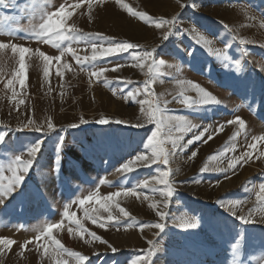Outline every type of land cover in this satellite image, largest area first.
I'll return each instance as SVG.
<instances>
[{"label": "rangeland", "instance_id": "rangeland-1", "mask_svg": "<svg viewBox=\"0 0 264 264\" xmlns=\"http://www.w3.org/2000/svg\"><path fill=\"white\" fill-rule=\"evenodd\" d=\"M120 3L152 17L171 20L178 16L169 40L163 39L169 25L157 29L154 24H144L129 16ZM120 3L117 0H0V42L25 46L32 52L43 51L53 58L61 55V51L64 53L60 62L53 59L47 79L43 76L42 59L26 57L28 67L23 87L18 83L7 86L18 69V58H12L10 49L0 54V135H4L0 165L5 162V155L29 159L28 147L37 139L43 142L20 185L24 195L17 198L14 193L10 198L13 207L0 214V240L13 241L8 246L0 244V264H56L58 258L68 259L49 254L53 245L38 231L48 223L60 226L53 228L54 239L89 256L92 264H112L113 260L116 264H132L138 256L143 264H264V222H260L258 210L252 213L255 223L242 224L216 203L217 200L240 202L237 215L248 216L257 207V194L264 184V47L261 46L264 45V0H180L179 4L176 0H120ZM182 4L188 7L182 8ZM61 7L70 13L65 18L66 26H75L80 33H99L137 43L148 51L157 48V62L163 59L165 63L150 71L152 58H149L143 69L132 67L125 53L103 58L95 68H82L67 49L83 58L92 55L90 44L69 38L57 49L34 37L44 13L54 14ZM199 35L211 40L213 50H220L230 58L225 61L208 54L207 47L194 43V37ZM241 39L248 43L240 45ZM189 47L194 49L192 56L187 55ZM237 60L241 75L235 70ZM65 63L69 65L66 69L61 67ZM118 64L124 66L113 70ZM101 69L104 71L99 79L91 75ZM178 80L198 83L221 104L184 109L173 100L181 90ZM145 81L151 95L144 92ZM130 91L132 97L128 96ZM157 99L161 105L164 100L172 101L167 105L168 114L183 116L196 126L192 131L174 134L182 136L181 143L186 144L205 127L213 136L211 140L205 136L206 143L187 145L159 170L156 165L141 167L135 161L136 155L148 154L143 143L154 128L143 119L139 101L155 103ZM147 106L146 103L144 107ZM101 116L127 124H114L107 131V126L94 123ZM237 117L245 121L244 128L227 123ZM81 118L88 123L79 125ZM29 120L33 122L31 127L38 126L40 131L24 128ZM49 121L53 124L51 130ZM137 122L145 127H131ZM73 123L79 127H68ZM220 125L223 128L217 132ZM58 137H63L59 153ZM164 147L171 150V141ZM192 151L198 154L190 160ZM245 153L247 162L229 168L230 162ZM209 156L215 158L209 160ZM129 160L134 162L133 171L124 177L117 169ZM202 166L227 171L200 174ZM169 169L173 172L175 194L169 198L166 209L168 226L157 237L158 229L141 228L140 224L160 222L149 205L156 204L165 210L161 192L167 189L154 184L155 192L142 188L135 189L136 195L124 196L123 192L145 178L159 179L160 172ZM4 174L10 175L7 171ZM101 180L106 183L101 184ZM37 191L42 198L33 195ZM93 192L97 194L95 200H87ZM116 192L121 195L110 202V211L120 219V226L107 221L108 212L96 203V200L104 202V197ZM144 196L149 199L145 200ZM81 199H85L84 205L79 203ZM66 205L68 214L74 215L85 229L80 236L74 235L79 231L77 225L64 215ZM119 208L125 209L129 216L123 217ZM85 210L90 216L98 217L96 223L85 217ZM190 217L198 218L199 227L182 231L173 226L172 218ZM101 223L105 226L101 227ZM88 233H95L100 239ZM237 237L239 243L233 250L231 245ZM85 239L89 243H84ZM149 240L155 242L157 249L151 257L147 251L152 247ZM108 245L118 251L113 253Z\"/></svg>", "mask_w": 264, "mask_h": 264}, {"label": "snow or ice", "instance_id": "snow-or-ice-1", "mask_svg": "<svg viewBox=\"0 0 264 264\" xmlns=\"http://www.w3.org/2000/svg\"><path fill=\"white\" fill-rule=\"evenodd\" d=\"M120 3V0H117ZM239 2V0H237ZM176 3H180V0H176ZM120 7L124 9L129 16L137 18L139 21H142L144 24H154L157 29H160L164 25H169L168 29L164 32L163 39L165 41L169 40L170 35H172L173 28L176 24V21L179 19L178 16H173L171 20L159 18V17H152L144 11H134L133 8L129 7L126 3H120ZM182 8L188 7V5H181ZM195 7V6H193ZM70 13L65 12V9L61 7L58 12L47 13L45 12L42 17V23L38 25V28L34 32V37L37 41L43 42L45 44H49L57 49H61V42L65 41L69 38H79L83 42L91 45L92 55L87 56L85 55L83 58L76 55V52L73 51L71 48H68L67 51L71 52L73 57H75L77 63L81 64L82 68L85 66H91L92 68L96 67V63L107 57L112 56H119L122 54L127 53L130 60L132 67H139L143 69L145 66V62L149 61V58H152L151 63H149L150 71H152L155 67L159 65H163L165 61L160 59L158 62L156 60V56L159 54L157 48H153L151 51L145 49L142 45L129 42L127 40H116L113 37H108L103 34L99 33H80L75 26H66L65 18ZM225 29H227V25H223ZM194 43L198 46L204 45L207 47L208 54L214 55L217 59L228 60L230 57L226 55L224 52L220 50H213L211 47V40L206 39L203 35H199L194 37ZM248 41L241 39L239 41L240 45H246ZM264 47V45H261ZM11 50L13 54L12 58L17 59L18 69H16L12 75L13 79H9L7 82V86L11 87L15 83H18L21 87L25 85V74L28 64L26 63V57L28 59H32L33 57L41 58L43 63V76L45 79L49 76V68L53 61L56 62L61 61V56L64 54L61 51V55H56L54 58L46 55L43 51L37 50L36 52H32V50L25 46H20L15 43H5L0 42V54H6L8 50ZM194 49L189 47L187 51L188 56H192ZM123 64H118L113 70H118L120 67H123ZM63 68H68V64L61 65ZM179 70V69H178ZM207 70V69H205ZM236 72L238 75L242 74V70L240 67V61H236ZM104 69L100 71H93L91 75L96 76L98 79L102 75ZM105 83H108L105 81ZM127 83H132L131 81H127ZM177 83L181 86L180 92L173 97V100L180 103L184 109H192L194 107H203V106H210L221 104V101L217 99L212 93L207 91L205 88L200 86L198 83H194L192 81L186 80H178ZM144 92L151 95L149 91V84L147 81L144 83ZM193 92L195 93L194 96H189L186 93ZM13 93L15 94V89L13 88ZM113 94L115 95V90H113ZM137 94L139 92L137 91ZM128 96L132 97L133 92H128ZM172 101L164 100L163 105L159 102V99L155 103L153 102H146L144 100H140L139 103L141 105L140 111L142 113L143 119L146 121L147 124L154 125V128L150 131V135L146 137V142L143 143V148L148 152L147 155L145 154H138L135 156V161L139 162V166L141 167H149L150 165H156L157 169L159 170L161 165H168L170 163V157L175 155L176 153L182 151L187 145H192L198 141L207 142L204 138L207 136V140L213 139L212 135H209V128L205 127L203 131L199 134L194 135L191 139L187 140V143H181L182 136L175 135L177 133H183L187 131H192L195 128V125L189 124V122L183 116L179 115H170L169 109L167 105ZM148 104L147 108L144 107L145 104ZM88 123L87 120L81 118L79 121V125H83ZM94 123L99 124L101 126H107V131H110L112 125H121L127 124L126 121H122L119 119L112 120L101 116L99 119L95 120ZM229 124H239L241 128L245 127V121L242 118L237 117L235 120L227 121ZM33 122L29 120V124H25L24 128L33 130V131H40L38 126L31 127ZM78 124H71L68 127L70 128H78ZM131 127H145V124L137 122L135 125H131ZM53 128V124L51 121L48 123V129L51 130ZM223 128V125H220L216 131L220 132ZM20 129H17L19 131ZM102 131H104L102 129ZM105 131V133L107 132ZM174 137V138H173ZM171 141L172 148L171 150L164 147L166 143ZM0 144H4V135H0ZM43 142L39 139L36 140L35 143L31 144L28 149V157L29 159L23 160L20 155H15L14 158H10L8 155H5V162L0 165V214L6 213L13 207V200L10 198L13 197L15 193L17 198L22 197L24 195V191L20 188V185L23 182L24 176L28 173L31 166L35 162L36 157L40 153L42 148ZM63 147V137H58V142L56 143L57 153ZM0 151H4L0 149ZM6 154V153H5ZM198 151H192L189 159H193L197 156ZM214 156H209L207 159L212 160ZM60 159L59 155H57V161ZM241 162H247V154H243L241 158L235 159L229 163V168L234 169L235 167L239 166ZM134 162L129 160L127 163L123 164L121 168L117 169V172L124 173V177H126L129 173L133 171L132 165ZM6 165V166H5ZM58 171V167L55 168ZM227 171L226 169H208L206 167H201L199 172L203 174L206 171ZM5 171L9 172V176H5ZM173 172L171 169L167 171H161L160 177L157 179L153 177L150 181L149 179L145 178L134 185L133 189H129L128 191L123 192L124 196L136 195L135 189L142 188L145 190H151L153 192L157 191L154 184L163 185L167 191L161 192V196L164 197L163 204L165 206V210H162L157 207L156 204H150L149 207L155 211V215L159 218L160 222L155 224L151 223H142L140 224L141 228L146 227H154L159 231L155 234L157 237L160 236V233L163 231L165 227H167V220L169 219V214L166 209L169 205V198H171L175 194V189L173 187V183L171 177ZM154 182V183H153ZM184 181L182 183H186ZM101 184L106 183V181L101 180ZM34 196L38 198H42L41 194L37 191L33 193ZM96 193H91L86 199L89 201L95 200ZM120 192L113 193L112 195L104 197V202H100L96 200V203L99 204V207L102 208L104 211L108 212L107 221L120 226L121 221L120 219L113 216L112 212L110 211V202H113L117 196H120ZM145 200H148V196H144ZM81 205L85 204V199L79 200ZM222 208H224L227 212L231 214V216L240 221L242 224H253L256 221L252 218V213L257 211L259 212L261 221L264 222V184L260 185V192L257 194V207L253 209L248 216L244 215H237L236 209L239 206L240 202H228L225 203L221 200L216 201ZM116 207H119L117 204ZM119 212L123 217H128L129 214L123 208H119ZM64 215L67 218L75 223L79 228V231L74 233L75 236H80L82 232L85 231L83 226L81 225L80 221L75 219L74 215H69L67 212V205L65 206ZM85 217L91 219L93 223H96L98 217L96 215H89L88 211L85 210ZM173 219V226L179 228L182 231L188 229H196L199 227L200 221L197 217H190L188 219L180 218L177 220L176 218ZM101 227L105 225L103 223L100 224ZM59 228V225H53L51 223L43 225L38 231L46 236L51 244L53 245L51 252L49 253L51 256L56 257H67L68 259L58 258L56 260V264H92L91 258L86 256L80 252L74 251L70 248L64 247V245L57 239H54L52 236L53 228ZM88 236L93 237L96 240H99L100 237L96 236L95 233H88ZM39 239V237H37ZM239 237H237L236 243L232 244L231 247L235 250L236 245L239 243ZM13 241L11 239H3L0 240V244L8 246L11 245ZM27 243V241L25 242ZM84 243H89L88 239L84 240ZM148 244L152 246L148 249V256H154L156 254L157 249L155 248V242L149 240ZM20 247L23 249L24 244H21ZM109 248L112 249V252L115 253L118 250L113 248L111 245H108ZM47 251V249H46ZM112 264H116V261L113 260ZM132 264H143L140 261L139 256L137 260H134Z\"/></svg>", "mask_w": 264, "mask_h": 264}]
</instances>
